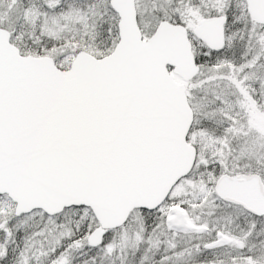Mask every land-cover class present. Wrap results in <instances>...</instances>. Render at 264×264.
<instances>
[{
  "label": "snow or ice",
  "instance_id": "1",
  "mask_svg": "<svg viewBox=\"0 0 264 264\" xmlns=\"http://www.w3.org/2000/svg\"><path fill=\"white\" fill-rule=\"evenodd\" d=\"M0 264H264V0H0Z\"/></svg>",
  "mask_w": 264,
  "mask_h": 264
}]
</instances>
